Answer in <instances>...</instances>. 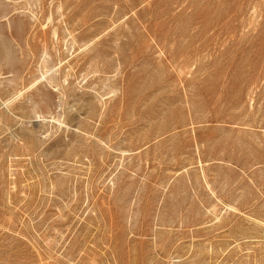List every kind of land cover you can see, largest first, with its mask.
<instances>
[{
	"label": "rangeland",
	"instance_id": "374dc122",
	"mask_svg": "<svg viewBox=\"0 0 264 264\" xmlns=\"http://www.w3.org/2000/svg\"><path fill=\"white\" fill-rule=\"evenodd\" d=\"M0 264H264V0H0Z\"/></svg>",
	"mask_w": 264,
	"mask_h": 264
},
{
	"label": "bare ground",
	"instance_id": "6f19581e",
	"mask_svg": "<svg viewBox=\"0 0 264 264\" xmlns=\"http://www.w3.org/2000/svg\"><path fill=\"white\" fill-rule=\"evenodd\" d=\"M44 74H46V73H44ZM46 76V75H45Z\"/></svg>",
	"mask_w": 264,
	"mask_h": 264
}]
</instances>
